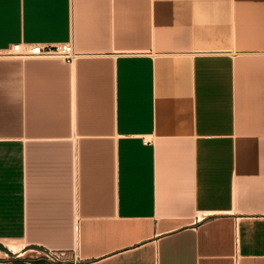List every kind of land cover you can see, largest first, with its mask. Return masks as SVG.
I'll use <instances>...</instances> for the list:
<instances>
[{"label": "crops", "instance_id": "1", "mask_svg": "<svg viewBox=\"0 0 264 264\" xmlns=\"http://www.w3.org/2000/svg\"><path fill=\"white\" fill-rule=\"evenodd\" d=\"M60 41L0 54V264H264V0H0Z\"/></svg>", "mask_w": 264, "mask_h": 264}, {"label": "built area", "instance_id": "2", "mask_svg": "<svg viewBox=\"0 0 264 264\" xmlns=\"http://www.w3.org/2000/svg\"><path fill=\"white\" fill-rule=\"evenodd\" d=\"M3 55H19V56H58L68 61L74 60L80 51L76 50L70 41H60L53 44L42 42H14L0 50ZM26 252V249L13 252L17 257L21 254L26 256L32 253L36 256H41L44 259V264H76L79 260L75 249H58L43 245H38ZM4 260L0 259V263Z\"/></svg>", "mask_w": 264, "mask_h": 264}, {"label": "bare ground", "instance_id": "3", "mask_svg": "<svg viewBox=\"0 0 264 264\" xmlns=\"http://www.w3.org/2000/svg\"><path fill=\"white\" fill-rule=\"evenodd\" d=\"M8 245H9V247L12 248L13 250H15V249L18 248V245L15 244V243H13V242H11V241L8 242Z\"/></svg>", "mask_w": 264, "mask_h": 264}, {"label": "rangeland", "instance_id": "4", "mask_svg": "<svg viewBox=\"0 0 264 264\" xmlns=\"http://www.w3.org/2000/svg\"><path fill=\"white\" fill-rule=\"evenodd\" d=\"M12 249V248H11ZM36 255H34V254H32L31 253V256L30 255H28L27 257H35Z\"/></svg>", "mask_w": 264, "mask_h": 264}]
</instances>
